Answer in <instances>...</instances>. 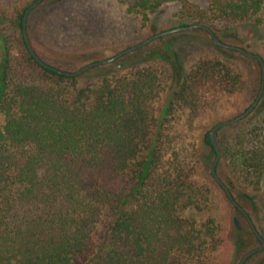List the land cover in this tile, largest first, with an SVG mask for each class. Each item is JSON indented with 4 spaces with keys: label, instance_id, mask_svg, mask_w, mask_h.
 Segmentation results:
<instances>
[{
    "label": "trees",
    "instance_id": "trees-1",
    "mask_svg": "<svg viewBox=\"0 0 264 264\" xmlns=\"http://www.w3.org/2000/svg\"><path fill=\"white\" fill-rule=\"evenodd\" d=\"M35 1L14 16L20 43L14 56L10 41L0 38V264H206L218 226L181 215L190 207L201 211L208 200L196 178L198 149L173 133L175 114L186 113L192 129L236 92L240 76L222 55L254 60L261 78L259 62L210 38L217 54L204 55L179 77L166 73L159 53L114 74L99 68L118 67L119 58L66 76L36 54L46 65L40 64L26 46L22 17ZM118 3L144 23L178 3L180 15L192 20L179 26L205 25L235 45L226 41L230 25H259L264 0H207L204 9L187 0ZM218 123L201 129L200 141L214 155L209 132ZM261 134L255 144L239 137L227 149L237 179L264 173Z\"/></svg>",
    "mask_w": 264,
    "mask_h": 264
},
{
    "label": "rangeland",
    "instance_id": "rangeland-1",
    "mask_svg": "<svg viewBox=\"0 0 264 264\" xmlns=\"http://www.w3.org/2000/svg\"><path fill=\"white\" fill-rule=\"evenodd\" d=\"M32 1L0 0V21L3 19L0 24V38L2 36L10 41L8 43L10 57L19 51L20 46L19 33L13 23L14 16L16 11L27 7ZM187 2L188 7L200 9L206 8L207 5V0ZM180 11V4L169 3L144 23L127 14L118 0H42L27 14L26 33L31 47L40 58L63 70L75 71L87 63L101 61L123 49L137 45L160 31L190 24L192 20L180 15ZM260 18L261 23L257 26L252 22L231 24L226 41L258 54L264 61V4ZM139 48L140 51L136 49L119 57L118 67L115 64L106 65L100 67V71L114 74L118 69L152 61V55L159 53L165 58L166 73H172L173 70L179 77L204 55H214L218 52L212 45L209 35L197 29L167 34ZM3 53L4 50L0 46V61L4 58ZM222 57L228 60L240 76L236 92L223 96L213 111L196 120L192 129H188L184 122L186 113L175 114V122L178 123L173 122V133L176 136L180 135L184 144L190 148L195 146L198 149L201 161L196 178L207 187L206 208L197 211L190 207L182 210L181 215L196 222L210 218L218 226L214 238L216 243L212 244L208 251L206 264H237L246 251L258 246L251 236L252 231L246 219L237 212L223 189L208 175L215 155L210 147L200 141L201 129L204 130L211 124L221 123L242 113L255 100L260 88V70L254 60L236 53H227V56ZM93 71L90 70L87 77L92 76ZM168 87L167 92H170V83ZM165 98L166 95L164 100ZM1 122L0 117V124ZM256 133H264V83L262 94L252 111L241 120L220 127L215 135L219 149L216 174L228 190L230 189L233 199L245 210L256 231L264 239V173L260 178L256 175H243L237 179L229 158L239 137L244 138L248 145H252L260 139ZM224 151L228 158L223 155ZM233 218L239 221L240 228L237 230ZM244 264H264V248Z\"/></svg>",
    "mask_w": 264,
    "mask_h": 264
},
{
    "label": "water",
    "instance_id": "water-1",
    "mask_svg": "<svg viewBox=\"0 0 264 264\" xmlns=\"http://www.w3.org/2000/svg\"><path fill=\"white\" fill-rule=\"evenodd\" d=\"M42 0H36L35 2H33L23 13V17H22V33H23V37L26 43V46L28 48V50L30 51V53L33 55V57L36 59V61H38L40 64L42 65H46L34 52L33 48L31 47V44L29 42L27 33H26V17L27 14L29 13V11L33 8H35ZM203 29L205 30L209 37L212 39V41L219 46L225 47V48H233L236 49L237 51H239L240 53H242L244 56L249 57V58H255L257 59V61L259 62L260 65V69H261V82H260V88L258 91V94L255 98V100L239 115H237L236 117L223 121L221 123H218L215 127H213L210 132H209V139H210V143L213 147V150L215 152V158L211 164L210 167V174L212 176V178L216 181V183H218V185L221 186V188L223 189V191L225 192V195L227 197V199L230 201V203L236 207L243 215H245L247 222L251 228V231L253 232V234L255 235V237L257 238V240L260 242V244L256 247L251 248L250 250L246 251L242 257L240 258L238 264H244L246 262V260L252 256L253 254L262 251L264 248V239L261 237V235L256 231L255 227L253 226L250 218L248 217V215L246 214L245 210L233 199L231 193L229 192L227 186L221 181V179L217 176L216 174V165L219 159V149H218V145L216 143V139H215V132L223 126H226L230 123L236 122L238 120H241L242 118H244L245 116H247L252 109L254 108V106L256 105V103L258 102L262 91H263V83H264V61L261 58V56H259L258 54L246 51L245 49L241 48V47H237V46H233V45H228L225 43H222L214 34L213 32L206 27L205 25L202 24H191V25H187V26H179V27H174L168 30H164V31H160L150 37H148L146 40L142 41L141 43L134 45L132 47H128L126 49H123L122 51H119L118 53L114 54L113 56L103 59L101 61H94V62H90L85 64L84 66L80 67L79 69L75 70V71H61L63 74H65L66 76H77L85 71H87L89 68L97 66L99 64H108L113 62L114 60L118 59L119 57L123 56L124 54L131 52L133 50L138 49L141 46L146 45L147 43L153 41L154 39H157L159 37H163L167 34H171V33H176V32H180V31H184V30H194V29ZM233 223L236 229L240 228V224L237 218H233Z\"/></svg>",
    "mask_w": 264,
    "mask_h": 264
},
{
    "label": "flooded vegetation",
    "instance_id": "flooded-vegetation-1",
    "mask_svg": "<svg viewBox=\"0 0 264 264\" xmlns=\"http://www.w3.org/2000/svg\"><path fill=\"white\" fill-rule=\"evenodd\" d=\"M240 214L246 219V217H245V215H243L241 212H240ZM246 221H247V219H246ZM248 223V222H247ZM249 225V224H248ZM259 244H260V242H259ZM250 250V249H249ZM260 252V251H259ZM258 253V252H257ZM254 255V254H253ZM247 261V260H246ZM238 264V263H237Z\"/></svg>",
    "mask_w": 264,
    "mask_h": 264
}]
</instances>
